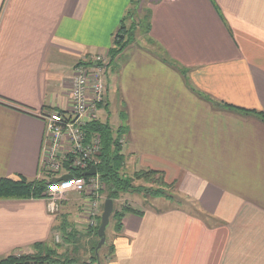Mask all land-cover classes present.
Listing matches in <instances>:
<instances>
[{
  "label": "crops",
  "instance_id": "crops-1",
  "mask_svg": "<svg viewBox=\"0 0 264 264\" xmlns=\"http://www.w3.org/2000/svg\"><path fill=\"white\" fill-rule=\"evenodd\" d=\"M135 2L0 0V180L62 176L41 115L73 112L77 68L105 55L99 122L125 125L130 175L162 173L186 200L126 216L113 264H264V122L219 106L264 113V0H146L152 48L111 62ZM61 199L52 214L51 198L0 200V259L85 233L83 196Z\"/></svg>",
  "mask_w": 264,
  "mask_h": 264
},
{
  "label": "built area",
  "instance_id": "built-area-1",
  "mask_svg": "<svg viewBox=\"0 0 264 264\" xmlns=\"http://www.w3.org/2000/svg\"><path fill=\"white\" fill-rule=\"evenodd\" d=\"M105 57L99 55L90 60L89 68H77L78 75L75 78L72 96L73 112L70 114L51 112L41 115L46 123L45 138L50 147L46 153L44 168L56 174L63 169L64 163L72 165L71 169L76 170L74 173H81L80 177L75 176L76 174L71 172L67 165L68 170L61 177L72 176V180H54L49 183L47 197H60L61 199L69 193L86 195L89 207L93 208V212L90 211L88 216L89 222L90 219L96 218L100 206L97 197L102 192V184L98 173L95 177L87 176L86 173L92 167L98 168L100 164L95 162V157L100 152L98 151L100 138L90 141L84 129L89 123L98 120L99 106L104 101L106 66L109 63ZM48 211L52 214L59 211V207L51 205ZM57 240H59V235H57Z\"/></svg>",
  "mask_w": 264,
  "mask_h": 264
},
{
  "label": "trees",
  "instance_id": "trees-1",
  "mask_svg": "<svg viewBox=\"0 0 264 264\" xmlns=\"http://www.w3.org/2000/svg\"><path fill=\"white\" fill-rule=\"evenodd\" d=\"M138 4L139 1L136 2V5ZM133 8H135V5L129 10V12L127 13V17L123 19L117 31L115 40L113 42V48L110 49L108 54L111 62H113L118 56H120L134 42V33L136 30L135 25L132 31H128L125 26L128 17H131L134 12L132 11ZM143 19L147 21L146 34L149 35L151 31L150 13H147V16H145ZM140 22H143V20H141ZM150 42L153 43L152 40H150ZM219 106L246 116L252 115L259 117L264 122L263 112L247 111L245 109L222 104H219ZM89 128L91 131L100 134V136L103 138L104 149L102 154L100 155L101 164L98 166V172L102 182L110 186L109 198L117 199L122 194L126 195L139 193L142 186H135V182L139 180H144V182L146 183H150L153 181L154 184H156L163 190L169 189L173 192L175 191V187L173 185H168L164 180L163 174L159 172L139 171L134 173L130 177L129 175H123V168L125 164L124 160L126 157L121 154L122 150L119 142L111 143L114 133H112L110 126L108 124H102L97 121L93 125L88 127V130ZM123 128L120 129L119 133H121ZM75 176H77V174ZM48 186L49 185L44 186V183L41 182L28 181L27 179L23 178H20V180L18 181L2 179L0 180V200L45 198ZM158 194L159 197H162V195H160V192ZM185 201L186 200L182 198L172 199L171 197L167 202H170L177 207H182L185 204ZM139 215L140 217H142L143 213L140 212ZM120 217H122V215ZM60 230V232L62 233L61 235L63 239H65V241L72 243L75 240V237L77 235L76 233H67L68 229L66 228H61ZM96 233L97 236L98 231H96ZM61 247V245L55 246L53 244L46 243L36 244L33 246L34 252L32 254H13L0 259V264H79V261L76 258H72L69 253H61ZM76 250L77 249H75L73 253H71L73 257L78 254V251ZM93 252H95V249H93ZM95 257H97L96 254H94V257H92L91 259L93 260V262H95Z\"/></svg>",
  "mask_w": 264,
  "mask_h": 264
},
{
  "label": "rangeland",
  "instance_id": "rangeland-1",
  "mask_svg": "<svg viewBox=\"0 0 264 264\" xmlns=\"http://www.w3.org/2000/svg\"><path fill=\"white\" fill-rule=\"evenodd\" d=\"M138 1H139V4L136 5V2H138ZM145 1L146 0H136V2L134 4L135 8H133V10H132L134 12H133L131 17H128V19L125 23V26L128 29V31H132L134 25L136 27V30L134 33V42L132 45H130L127 48L128 50L126 49L127 50L126 52L124 51L126 53L127 57H128V55L131 56L132 53L135 52L134 51L135 49L146 50V49H148L147 46L150 48L152 45L150 40L148 39V35L146 34L147 21H145V19H143L145 16H147V13H148L147 4H144ZM141 20H143V22L144 21L145 22L144 23L140 22ZM139 23H141V24H139ZM115 37H116V35H115ZM115 37H114V40H115ZM104 56H102V57H104ZM105 86L106 87H105L104 101L99 106V114H100L101 109L104 107L105 102H106V94H107L106 81H105ZM111 98L113 99V91H111ZM114 103H115V100H114L113 104ZM112 107H113V105H112ZM123 113H124V111L122 110L121 114L123 115ZM124 115H123V118H124ZM97 121H99V118ZM118 121H119L118 114L115 113L113 115V122L116 123ZM94 123L93 122L89 123L84 130L87 133V137L89 138L90 141H93L95 138H100V147L98 150L100 152L95 157V162L101 164L100 155L102 154L103 149H104L103 138L100 136V134L91 131L90 128L88 130V127H90ZM122 126L124 128L121 126L118 127V128H120V127L123 128L121 133H119V132L114 133L115 129L110 127L112 130V133H114V136H112L111 143L112 142H119V145L121 146V150H122L121 154H123L126 157L124 160L125 164H124V168H123V175H126V176L129 175V177H130V176H132V175H130L131 170L129 167L126 166L127 165V163H126L127 162V155L129 156V154H127V152H126V151H128L127 150L128 149L127 148L128 143H127V140H125V138L123 136L124 130L126 129V127L124 124ZM141 140L144 141V139H141ZM98 146H99V144H98ZM68 159H70V157ZM67 165L69 166L70 169L72 168V165H69V164H67ZM67 170H68V168L63 166L62 174L67 172ZM75 171H76L75 169H71V172L74 173ZM74 174H77L78 177L81 176L80 172H77ZM98 175H99V172H98ZM95 176L96 175L91 176V177H95ZM99 178H100V176H99ZM99 180L102 184V190H101L102 192H100V194H98V197L96 195V197L99 200L98 202H100V206H99V209L96 213V218L94 220H93V218L90 219V222H89L88 216H89L90 211L93 212V208H92V206L89 207L87 200H86L87 197H86V195H83V198H84L83 201H84L86 208H87V211L84 214L86 224L88 225V229H86V232L85 233H77L75 240L72 243L65 241V239H63L62 235H59V240H57V236L53 235L51 238V242H50L51 244H53L55 246L61 245L62 246L61 247V249H62L61 253H66V252L69 253V255L72 258H76L79 261V264H113L114 259H115V250L113 251V249H114V246H113L114 238L123 229L122 223H123V220L126 216L134 215V216L140 217L139 213L146 208L152 209L154 202H158L157 200L169 201V199L171 197H172V199L180 198L179 196L175 195V191L173 192L172 190H169V189L163 190V189L159 188L156 184H154L153 181L150 183H146V182H144V180H139V181L135 182V186H142L139 193H132V194H126V195L122 194L117 199H111V198H109L110 186L103 183L101 179H99ZM142 191H144V192H142ZM159 192L161 193L160 195H162V197H159V194H158ZM42 199L46 200V199H48V197L45 196V198H42ZM108 199H111L114 202V213L111 217L110 224H109L107 231H106V243L100 250H97L101 239L98 235L96 236V234H97L96 231H99V228L101 226L105 201H107ZM48 203L53 204V205H58L59 211H61V207H62V204L64 203V200L61 199L59 201H49ZM121 215H122V217H120ZM92 222H93V225H91ZM94 222H95V224H94ZM75 249H77L76 251H78V254H76L73 257L71 253H73V251ZM93 249H95V252H93ZM94 254H96V256H97V257H95V259L93 258L95 262H93V260H91L92 257H94Z\"/></svg>",
  "mask_w": 264,
  "mask_h": 264
},
{
  "label": "water",
  "instance_id": "water-1",
  "mask_svg": "<svg viewBox=\"0 0 264 264\" xmlns=\"http://www.w3.org/2000/svg\"><path fill=\"white\" fill-rule=\"evenodd\" d=\"M98 172L96 167H92V169L86 173L87 176H94L96 175ZM72 176H64L62 178L56 179L57 181H61V180H67V181H71L72 180ZM114 213V202L111 199H108L107 201H105V205H104V212L102 215V222H101V226L99 228L98 231V236L100 237L101 241L98 245V249L100 250L106 243V231L107 228L110 224V220L111 217Z\"/></svg>",
  "mask_w": 264,
  "mask_h": 264
},
{
  "label": "bare ground",
  "instance_id": "bare-ground-1",
  "mask_svg": "<svg viewBox=\"0 0 264 264\" xmlns=\"http://www.w3.org/2000/svg\"><path fill=\"white\" fill-rule=\"evenodd\" d=\"M86 66H85V68H89L90 67V65L89 64H85ZM81 67H83V66H81ZM79 68V67H78ZM106 68H107V70H108V66H106ZM107 73V72H106ZM105 78H106V75H105ZM97 168V167H96ZM97 170H98V168H97ZM98 173V172H97ZM62 178V177H61ZM59 179V178H58ZM56 180V179H55ZM50 185V184H49ZM46 193H47V191H46ZM46 195V197H47V194H45ZM48 198H51V199H53L54 201H58V197H50V196H48ZM53 205V204H52ZM59 211H57V213H58Z\"/></svg>",
  "mask_w": 264,
  "mask_h": 264
}]
</instances>
